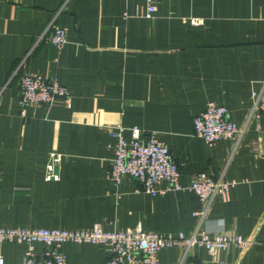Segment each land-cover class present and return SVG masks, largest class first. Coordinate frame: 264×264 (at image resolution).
I'll return each instance as SVG.
<instances>
[{"label":"crops","instance_id":"0c3cea01","mask_svg":"<svg viewBox=\"0 0 264 264\" xmlns=\"http://www.w3.org/2000/svg\"><path fill=\"white\" fill-rule=\"evenodd\" d=\"M0 0V226L102 231L139 226L189 233L203 205L187 189L162 194L139 181L108 178L113 125L152 131L180 166V185L204 172L216 177L232 142L205 143L192 119L208 103L224 106L241 128L254 93L264 99V0ZM192 19L198 20L197 24ZM66 43L49 40L55 28ZM54 77L68 103L18 110L22 73ZM57 153L58 180H44ZM225 178L236 183L216 199L200 230L249 239L211 255L203 247L157 252V264H264V116L252 117ZM25 245L1 243L4 264H22ZM38 250L43 246L36 245ZM65 264H104V244L62 245Z\"/></svg>","mask_w":264,"mask_h":264},{"label":"built area","instance_id":"2783aa9c","mask_svg":"<svg viewBox=\"0 0 264 264\" xmlns=\"http://www.w3.org/2000/svg\"><path fill=\"white\" fill-rule=\"evenodd\" d=\"M146 16L151 17L156 10V3L160 0H144ZM193 24L198 20L192 19ZM57 48L66 43V32L62 28H55L49 38ZM18 110L23 116L28 107L35 105H51L56 98H62L68 103V92L54 77H47L32 73H22L18 78ZM247 122L239 128L235 122L227 119V109L212 102L195 115L192 119L193 133L207 144L216 143L222 139L232 142V153L216 177L204 172L192 175L187 185H180V166L172 158L168 147L157 139L152 131H142L138 127H130V137L125 138L124 127L113 125L109 134L115 139L108 178L118 184L123 177L133 178L140 183V190L148 194H162L158 184L165 180L169 189H187L193 192L202 202L203 207L194 211L197 217L195 228L189 233L177 231L175 233H158L144 231L139 226L120 231H102L97 225L91 229L68 230L48 228H25L0 226L1 243H22L25 245L22 264H65L62 245L66 242L104 244L108 246L110 254L104 264H157L156 255L162 248L178 247L183 252L181 259H185L187 252L193 247H203L211 255L217 250L230 246L244 247L251 243L241 235L227 231L208 233L200 230L211 204L216 200L227 201L230 188L235 180H227L225 174L232 155L239 146L246 131L248 121L252 117L264 116V99L259 93H254ZM61 156L50 153L45 167L44 180H58L57 165ZM43 246L38 250L36 245ZM0 264L4 258L0 253ZM179 264H182L181 260Z\"/></svg>","mask_w":264,"mask_h":264}]
</instances>
